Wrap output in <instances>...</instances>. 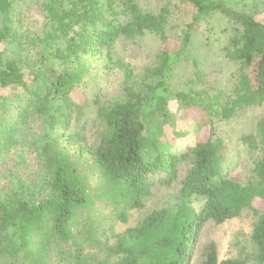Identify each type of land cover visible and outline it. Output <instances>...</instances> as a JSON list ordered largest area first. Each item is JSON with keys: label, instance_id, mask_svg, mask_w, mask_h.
I'll use <instances>...</instances> for the list:
<instances>
[{"label": "trees", "instance_id": "trees-1", "mask_svg": "<svg viewBox=\"0 0 264 264\" xmlns=\"http://www.w3.org/2000/svg\"><path fill=\"white\" fill-rule=\"evenodd\" d=\"M15 1L0 0V154L23 146L38 127L40 172L36 191L23 187L0 196V258L49 264L51 252L68 244L71 251L61 256L69 264H188L202 225L250 210L257 215L251 242L264 264V116L236 138L240 151L234 155L218 132L237 113L264 106V21L219 0H185L195 10L190 28L214 12L235 28L223 51L239 72L229 92L214 95L169 89L171 68L187 55L190 33L176 51L168 50L165 8L154 14L136 0H36L46 23L34 38L16 29ZM146 32L163 46L149 74L155 81L126 87L124 98L109 106L94 101L89 135L81 90L86 77L102 63L108 67L120 37ZM117 67L128 85L131 72L122 62ZM170 105L187 120L174 117ZM240 156L251 158L246 183L229 177ZM155 185L174 188V206L116 233L115 225L126 224ZM202 254L200 264H244L218 262L213 243Z\"/></svg>", "mask_w": 264, "mask_h": 264}, {"label": "rangeland", "instance_id": "rangeland-1", "mask_svg": "<svg viewBox=\"0 0 264 264\" xmlns=\"http://www.w3.org/2000/svg\"><path fill=\"white\" fill-rule=\"evenodd\" d=\"M219 1L232 11L246 13L264 21V0ZM136 3L143 12L158 14L163 8L167 10L165 34L168 50L176 51L180 47L183 35L186 32L190 33L187 55L177 59L169 74L168 87L171 91L188 92L190 89H196L206 90L214 95L221 91L229 92L239 70L238 64L229 61L223 51L235 29L226 17L214 12L190 28L188 25L192 22L195 10L185 0H136ZM11 18L22 37L41 36L46 23L44 13L36 0H16ZM162 48L160 38L153 33L146 32L134 39L120 37L113 46V55L111 62L108 61V67L104 68L105 63H102L97 69L90 70L81 89L87 102V110L84 113L86 133L89 135L93 133L92 125L97 107L94 101L109 106L124 98L126 87L132 86L136 89L143 81H155L149 74L158 66ZM117 61L122 62L131 72L128 85L125 83L124 72L117 67ZM169 111L175 115L174 117L181 118L182 121L187 120L186 113L180 112L176 106L170 105ZM263 116L264 106L250 107L219 125L218 132L227 139L226 147L230 155L240 151L236 138L251 133L256 122ZM38 135L37 127L33 132H29L23 146L7 154H0V196L20 192L23 187H30V192L36 191L35 186L38 185L40 172L36 154ZM250 161L251 158L240 156L229 177L239 183H246ZM186 172L180 173L179 180ZM173 192L174 188L155 185L151 195L142 201L143 206L129 211L128 222L115 225L116 233L126 228L137 227L141 220L154 210L173 207ZM257 206L261 208L262 204L259 202ZM256 220V214L244 210L238 217L222 224L205 223L193 238L191 251L194 255L188 264H200L203 250L210 243L215 245L218 262L241 259L244 264H258L256 248L251 242ZM70 251L68 244H61L51 252L49 264H69L61 253ZM0 264L16 263L7 258H0Z\"/></svg>", "mask_w": 264, "mask_h": 264}]
</instances>
